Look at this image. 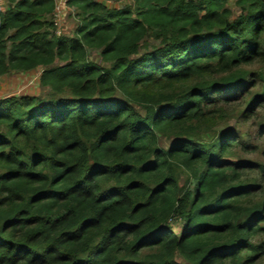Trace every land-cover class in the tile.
<instances>
[{
  "label": "trees",
  "instance_id": "1",
  "mask_svg": "<svg viewBox=\"0 0 264 264\" xmlns=\"http://www.w3.org/2000/svg\"><path fill=\"white\" fill-rule=\"evenodd\" d=\"M229 1L68 0L64 38L54 0H7L0 78L41 69L56 99L0 98V264H264V190L228 160L250 146L187 139L213 96L256 80L264 101L243 72L264 66V0Z\"/></svg>",
  "mask_w": 264,
  "mask_h": 264
},
{
  "label": "rangeland",
  "instance_id": "2",
  "mask_svg": "<svg viewBox=\"0 0 264 264\" xmlns=\"http://www.w3.org/2000/svg\"><path fill=\"white\" fill-rule=\"evenodd\" d=\"M128 5H132L130 0L126 4L120 5V7ZM232 13L235 15L237 10H234ZM157 45L158 41L148 38L142 47L152 48ZM87 60L98 66L107 67L100 60L99 54L96 51H88ZM259 71L264 73V66L251 65L243 69V72L249 79L254 77ZM261 86V82L255 80L254 85L247 82L236 88V90L219 94L220 98L213 96L212 100L214 103L208 105L206 109L209 113H214L209 126L200 128L187 139L199 143H209L219 139L221 133L230 131L234 135V140L240 143L241 147L250 146V148L248 151L236 150L228 160L239 162V166L245 167V174L248 179L260 181V185L264 190V176H259L258 170L255 167L258 161L264 164V101L260 99L254 101L256 96L262 91ZM0 95L3 97L26 95L37 97L42 102L56 99L55 95L48 89L38 86L36 78L25 79L20 76H5L1 78ZM216 99H220V101L217 102ZM178 140L159 137L158 142L161 148H166L172 142ZM177 176H179L178 183L182 185L185 177L184 174L177 172Z\"/></svg>",
  "mask_w": 264,
  "mask_h": 264
},
{
  "label": "crops",
  "instance_id": "3",
  "mask_svg": "<svg viewBox=\"0 0 264 264\" xmlns=\"http://www.w3.org/2000/svg\"><path fill=\"white\" fill-rule=\"evenodd\" d=\"M67 1L68 0H54L55 3V10L53 11V14L50 17H47V19H51L54 24H56V31L57 34L56 36H61L64 38H72L78 28L79 22L77 21L76 17H75V11L67 6ZM95 2H98L100 4H102L103 6H105L106 8H110V9H118L121 8L120 5L122 4H126L128 3L129 0H122L120 2H109V1H105V0H93ZM132 2V0H130ZM235 1L236 0H230L227 3V8L230 9L232 12L234 10H237V8L235 7ZM233 5V6H231ZM8 8V2L7 0H0V11L4 12L6 9ZM57 13V18H55L54 16H56ZM41 73V69H37L33 72H29V73H21V72H11L5 76H20L23 77L25 79H29V78H36L37 80V84H38V77ZM3 76V77H5ZM1 77V78H3ZM0 78V79H1ZM25 81V80H24ZM0 98H4L2 95H0Z\"/></svg>",
  "mask_w": 264,
  "mask_h": 264
},
{
  "label": "built area",
  "instance_id": "4",
  "mask_svg": "<svg viewBox=\"0 0 264 264\" xmlns=\"http://www.w3.org/2000/svg\"><path fill=\"white\" fill-rule=\"evenodd\" d=\"M55 18H57L58 16H57V13H56V16H54ZM55 27H56V24H55ZM56 34H57V31H56Z\"/></svg>",
  "mask_w": 264,
  "mask_h": 264
}]
</instances>
